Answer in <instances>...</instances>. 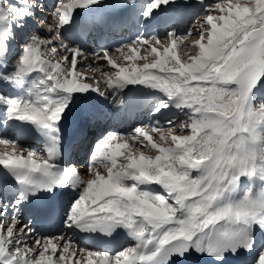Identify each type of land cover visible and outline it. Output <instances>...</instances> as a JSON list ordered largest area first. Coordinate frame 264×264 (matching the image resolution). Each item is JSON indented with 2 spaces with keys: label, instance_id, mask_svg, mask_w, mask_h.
I'll list each match as a JSON object with an SVG mask.
<instances>
[{
  "label": "snow or ice",
  "instance_id": "1",
  "mask_svg": "<svg viewBox=\"0 0 264 264\" xmlns=\"http://www.w3.org/2000/svg\"><path fill=\"white\" fill-rule=\"evenodd\" d=\"M21 3L40 6L37 0ZM97 3L58 0L52 12L57 20L55 35L46 40L32 35L22 46L13 72L0 73L5 79L41 74L27 96L0 95V101H6L9 119L30 122L49 136L44 155L25 148L17 152L14 146L11 153H0V166L33 190L32 194L69 183L74 188L81 186L65 225L108 235L124 227L136 243L114 254L93 252L75 245L70 237L38 236L20 223L18 211L5 219L6 208L0 207V264H203L208 258L213 264H228L230 257L240 255L239 249L253 247L254 225L264 229V188H249L239 199L230 198L243 176L264 182V101L256 107L251 95L264 79V0H228L205 6L199 18V38L186 46L188 54L183 59L178 42L187 39L193 28L181 35L169 32L167 44L141 34L127 46L129 51L122 56L126 63H117L104 49L102 59L116 71L101 73L103 89L94 76L77 70L79 58L87 57L60 35L74 9ZM168 3L149 0L143 16L150 17ZM28 14L26 7L0 0V53L7 52L13 22L21 26ZM42 46L51 57L61 52L70 57L53 63L43 58ZM141 51L155 58L136 63ZM129 85L160 90L173 106L186 109L180 131L187 130V134H175L173 121L166 122L168 131H161L163 125L155 122L137 126L125 136L109 132L93 148L87 180L81 179L75 165L61 168L56 163L58 125L73 94L95 91L106 96L111 91L116 97ZM0 143L17 144L5 137H0ZM145 184H157L163 191L140 187ZM20 203V197L13 202ZM5 204L0 198V205ZM255 264H264V248Z\"/></svg>",
  "mask_w": 264,
  "mask_h": 264
},
{
  "label": "bare ground",
  "instance_id": "2",
  "mask_svg": "<svg viewBox=\"0 0 264 264\" xmlns=\"http://www.w3.org/2000/svg\"><path fill=\"white\" fill-rule=\"evenodd\" d=\"M5 1L8 3V0H4V2ZM45 1L46 0H37V4L40 6H33L24 5L22 3L17 5L16 3L19 1L10 0V3L17 8L28 7L30 11L27 15L28 17H25L26 19L23 20L22 25L28 26L29 24L32 33H25L27 28L23 27V29L19 31L21 33L22 43L20 40L18 41L17 38L10 35L6 41L7 52L0 53V73L11 74L13 72L12 67L15 63L11 61V54L16 52V49H18L17 45L21 43L23 46L27 43L28 40L24 38L28 39L30 34H33L39 35L42 39L46 40L51 39L55 35L57 20L52 16V12L56 0ZM180 1L181 0H169L168 4L161 5L158 9L153 11L150 17L145 18L143 12L149 0H134L132 3L127 2V0H99V3L93 4L88 8L74 9L71 22L60 29V35L66 43L81 48L84 56L87 57V59L79 58L80 63L77 66V70L84 73L86 76H94L95 81H99L100 87L103 89L104 78L101 73H114L116 71L115 68L108 65L107 61L102 59L104 49L108 50L109 56L116 59L117 63H126L123 61L122 56L128 53L129 50L127 46L132 44L134 39L141 34L149 39L156 36L160 39L161 44H167L170 42L168 37L166 39H161L160 37L162 30L163 32L166 31L165 28L167 24L173 26L168 30L169 32L174 31L178 35H181L187 25L185 21L196 16L195 14L198 12L199 8L205 10L208 0H184L186 1L185 3H180ZM60 2L69 3L70 0H60ZM114 10L119 13H124L128 10L132 13L130 14L132 15L131 21L126 29L120 31H117V29L108 30V25L106 23L102 25L96 18L97 15L105 12H112ZM34 12H36V14ZM41 25H50L48 26L49 30H46ZM12 27L14 28V25H12ZM76 27L82 32L80 36L82 39L76 40L71 36V31ZM38 32L43 33L44 37L38 34ZM194 32L193 30L192 33ZM192 36L189 35L183 42H178L180 48L187 50V44H191L195 39H198ZM114 40L118 45L113 49L111 44ZM137 47L139 46L137 45ZM43 49L49 52L48 48L44 47ZM95 49L98 50L97 53H95ZM187 54L186 51V55ZM65 55L70 57V53L64 52H61L59 56L63 59ZM146 55L147 53L141 51L139 54L140 58H138L136 63L142 64L144 62H151L153 56L150 55L148 58ZM143 57L147 59L145 60ZM34 74L36 75L35 77L27 75L20 79L0 78V91L5 92L6 98L25 97L33 81L41 75L38 73ZM87 82L94 83L92 80ZM262 101H264V81L252 93V103L256 104V107H258ZM163 102H168V106L164 107ZM7 107L6 101H0V137L8 138L15 141L17 144L6 146L0 143V153H4L6 150L11 153L12 148L15 146L17 152H19L21 148H25L34 150L37 155H44L45 146L49 143V136L41 130H38L37 126L30 122L20 121L14 118L9 119L6 112ZM157 108H159V111H155ZM186 112V109L182 111L173 106V103L168 101V97L162 91L145 85H129L122 92H118L116 97H113L111 91H109L106 96L99 95L95 91H89L84 94L75 93L72 97V103L65 111L58 125L60 129L58 140L59 156L56 163L61 168L75 165L81 179L87 180L89 178L88 163L90 158L87 159L85 154L93 152L95 144L107 133L115 132L118 136H125L132 132L137 126L144 127L152 123L154 124L155 122H159L163 125L161 131H168L169 126L166 122L173 121V123L176 122L173 128L175 134H187V130L183 133L180 131V125L187 119ZM119 117L120 120H117ZM95 122L103 125L102 134H100L99 131H94L97 133V136L92 134V126ZM32 129L36 131L33 137L30 134ZM150 134L153 135L156 142H159L158 135L155 132H151ZM88 142H90V144H88ZM130 143L132 142L130 141ZM78 145L84 147L83 155L70 154V151ZM65 146H67L66 153H64L66 151V149H64ZM79 150L80 149H78V152ZM97 167L103 170V165L99 164V162H97ZM0 177L3 179L9 178L11 181L10 183H4L0 180V198L6 202L5 205H0V207L6 208L3 218H10L14 210L18 211L20 223L31 227L38 236L53 237L63 235L72 238L73 243L80 248H86L93 252L106 251L110 254H114L136 243L135 239L129 234V230L124 227H117L113 232L115 238L121 241L120 245L114 246L112 249L103 248L101 246L92 245L85 240L80 229L77 227H67L65 225L68 208L71 207L72 202L80 195L81 186L74 188L69 183L65 186L55 187L62 191V197L65 200L63 210L57 215L58 222L56 225L52 227H42L39 223V219L29 217V212L23 205L25 186L18 183L10 170L5 169L3 166H0ZM140 187L150 191H163L157 184H145ZM249 188L259 190L260 188H264V182H261L258 178L243 176L230 198L232 200L239 199ZM21 193H23V196H21ZM18 197L21 198V203L17 206L14 205L13 202ZM253 236L255 237L254 246H256L255 256H257L260 247L264 245V229H261L259 225H254ZM252 259L253 257L247 260L246 264H251L250 262ZM69 264H71V261H69ZM252 264H255V261H253Z\"/></svg>",
  "mask_w": 264,
  "mask_h": 264
},
{
  "label": "rangeland",
  "instance_id": "3",
  "mask_svg": "<svg viewBox=\"0 0 264 264\" xmlns=\"http://www.w3.org/2000/svg\"><path fill=\"white\" fill-rule=\"evenodd\" d=\"M14 1H19V2H17L16 4L18 5V4H21V0H14ZM45 2H48V0H46ZM228 2V0H208L207 1V5L206 6H208V5H215L216 3H227ZM232 2L233 3H235L236 2V0H232ZM55 6H54V8H53V10L55 9V7H56V5H57V3H58V0H56L55 1ZM5 5H7V2L5 1ZM27 9H28V7H26ZM37 9V8H36ZM28 11H30L29 9H28ZM32 13V12H31ZM35 14H36V12H34ZM204 14H205V10L204 9H202V8H199V10H198V12L195 14L196 16H193L192 18H190L189 20H186L185 22L187 23V25H186V28H185V30H183V32L181 33V34H185V33H187L191 28H194V33H192L191 34V36L192 37H197V38H199V31L197 32V29H198V26H199V23L200 22H202V20H200L199 18H202L203 16H204ZM25 17H28L27 15L25 16ZM26 18H24V20H25ZM200 21V22H199ZM12 25H14V28L12 29V34H11V36L12 37H14V38H17L18 39V41L20 40V42L22 43V37H21V33L19 32L20 30H22L23 29V27L24 28H27V30L25 31V33H32L31 32V27L29 28V24H28V26L26 25V26H23L22 25V23H21V26H19V27H17L16 26V23H15V21L13 22V24ZM43 28H45L46 30H49L48 29V26H50V25H41ZM173 26L171 25V24H167V26H166V28H165V32H163V30H162V32H161V35H160V37H161V39H166L167 37H168V33H169V31L168 30H170L171 28H172ZM38 31V30H37ZM24 33V34H25ZM33 33H35V32H33ZM38 34H41L42 35V37H44V34L43 33H41V32H38ZM33 34H30V36H29V38L27 39V38H24L25 40H29L30 38H31V36H32ZM28 36V35H27ZM24 40V41H25ZM28 42V41H27ZM19 44V45H17L18 46V49H16V52L15 53H12L11 54V56H12V59H11V61L12 62H16V60H17V57H19L20 55H21V53H22V44ZM191 44H187V46H190ZM178 53H180L181 55H182V58L183 57H185L186 58V49H182V48H180V45L178 44ZM117 46H114V48H116ZM44 47L42 46L41 47V49H40V52H41V54H42V56H43V58H46V59H51L52 60V62L53 63H55L56 61H58V60H62V57L61 56H56V57H51L50 56V52H47V50H44L43 49ZM113 48V49H114ZM44 51V52H43ZM97 49H95V53H97ZM115 51V50H114ZM14 57V58H13ZM146 57H150V54H148L147 53V55H146ZM16 58V59H15ZM154 58V56L152 57V59ZM15 67H16V64H14V66L12 67V71L15 69ZM30 76H33V77H35L36 75L34 74V73H32V74H30ZM29 76V77H30ZM0 95H2V96H4V97H6V94H5V92H1L0 91ZM259 107V106H258ZM182 120V119H181ZM92 130H93V135H95V136H97L96 134V132H94V131H99V127L96 125V124H94L93 125V127H92ZM103 132H100V134H102ZM88 144H90V142H88ZM73 151H72V154L73 155H77L78 154V148H75V149H72ZM86 155V157H87V159H89L90 157H91V155H92V152L91 153H86L85 154ZM10 203H11V201H10ZM70 208V207H69ZM68 208V209H69ZM9 209V208H8ZM68 212V211H67ZM261 248H264V245L263 246H261L260 247V249H259V252H260V250H261ZM259 252H258V254H257V256L255 257V260H256V258L258 257V255H259ZM255 260H253V261H255ZM252 261V262H253ZM252 262H251V264H252Z\"/></svg>",
  "mask_w": 264,
  "mask_h": 264
},
{
  "label": "water",
  "instance_id": "4",
  "mask_svg": "<svg viewBox=\"0 0 264 264\" xmlns=\"http://www.w3.org/2000/svg\"><path fill=\"white\" fill-rule=\"evenodd\" d=\"M182 3H185L186 1H181ZM264 79H262L260 82H258L257 86L253 89L252 93L256 90V88L262 83ZM252 95V94H251Z\"/></svg>",
  "mask_w": 264,
  "mask_h": 264
}]
</instances>
